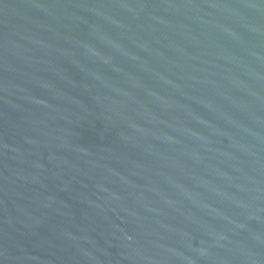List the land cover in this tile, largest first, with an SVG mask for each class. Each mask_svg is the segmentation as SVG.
I'll use <instances>...</instances> for the list:
<instances>
[{
	"label": "water",
	"instance_id": "water-1",
	"mask_svg": "<svg viewBox=\"0 0 264 264\" xmlns=\"http://www.w3.org/2000/svg\"><path fill=\"white\" fill-rule=\"evenodd\" d=\"M0 264H264V0H0Z\"/></svg>",
	"mask_w": 264,
	"mask_h": 264
}]
</instances>
